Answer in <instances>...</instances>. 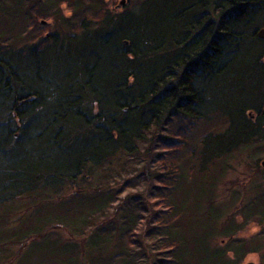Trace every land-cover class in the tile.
Returning <instances> with one entry per match:
<instances>
[{"label": "trees", "instance_id": "1", "mask_svg": "<svg viewBox=\"0 0 264 264\" xmlns=\"http://www.w3.org/2000/svg\"><path fill=\"white\" fill-rule=\"evenodd\" d=\"M116 1L0 0V264H264V0Z\"/></svg>", "mask_w": 264, "mask_h": 264}, {"label": "rangeland", "instance_id": "2", "mask_svg": "<svg viewBox=\"0 0 264 264\" xmlns=\"http://www.w3.org/2000/svg\"><path fill=\"white\" fill-rule=\"evenodd\" d=\"M46 10L48 8H51V5H47ZM64 14V12H63ZM245 156V155H243ZM242 156V157H243ZM264 158V153L261 152L258 155H255L254 157L250 158H242L243 162L245 165H242L240 167H238L237 165V169L233 172L234 174L236 173H240V174H247L249 173L248 167L246 166V164H251L255 159L261 161ZM120 163H125V165L127 167H125V170H123L121 172V175L116 176L115 179V184L119 181V180H123V179H130V180H134L135 176L137 175L136 173L140 172L142 167L140 166V168H137V171H135V173L131 172L135 167L131 166V163H133L132 161H129L128 158H126V161H121ZM132 167V168H131ZM264 167V166H262ZM244 168V169H243ZM112 176V175H111ZM119 178V179H118ZM111 181V183H113V179L110 178L109 179ZM101 182V183H100ZM197 183V182H196ZM99 184V186H101L102 184H104V182L101 181V179L99 180V182H96V185ZM93 186V185H92ZM220 200V197H216V203ZM220 202V201H219ZM233 201L227 200L225 203H227L230 206V203H232ZM223 205H226V204ZM223 207V206H222ZM225 207V206H224ZM228 210H226L227 212ZM258 230V226L256 224H250L248 225L245 230H243L242 232H240L239 234L241 236H245V238L249 237L251 234H254L256 231ZM36 251H39V249H36ZM36 251H27L24 253L23 258L19 257L18 259H14L11 261L10 264H47L49 260H47L46 258L44 259H39L38 257L40 256ZM246 261H253L255 262V264H260V262H262L261 259V255L260 254H256V253H248L243 260L241 261L240 264H243Z\"/></svg>", "mask_w": 264, "mask_h": 264}, {"label": "water", "instance_id": "3", "mask_svg": "<svg viewBox=\"0 0 264 264\" xmlns=\"http://www.w3.org/2000/svg\"><path fill=\"white\" fill-rule=\"evenodd\" d=\"M126 3V0H117L116 1V3L114 4V8L115 9H119V8H121L124 4ZM43 22V21H42ZM258 35L260 36V37H263L264 36V30L261 28V29H259V31H258ZM127 44V42L124 40L123 41V45H126ZM260 164H261V166H264V158L260 161ZM243 264H255V262H253V261H246V262H244Z\"/></svg>", "mask_w": 264, "mask_h": 264}]
</instances>
